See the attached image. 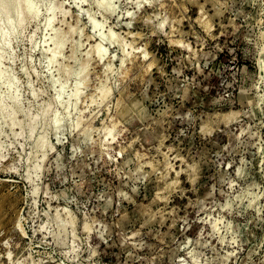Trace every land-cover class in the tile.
Returning <instances> with one entry per match:
<instances>
[{
	"label": "rangeland",
	"instance_id": "obj_1",
	"mask_svg": "<svg viewBox=\"0 0 264 264\" xmlns=\"http://www.w3.org/2000/svg\"><path fill=\"white\" fill-rule=\"evenodd\" d=\"M2 1L0 264H264V0Z\"/></svg>",
	"mask_w": 264,
	"mask_h": 264
},
{
	"label": "bare ground",
	"instance_id": "obj_2",
	"mask_svg": "<svg viewBox=\"0 0 264 264\" xmlns=\"http://www.w3.org/2000/svg\"><path fill=\"white\" fill-rule=\"evenodd\" d=\"M4 1H5V0H4ZM15 1L17 2L18 0H15ZM31 1H32V0H31ZM108 1H109V0H108ZM143 1H144V0H143ZM143 1H141V3H138L139 6H140V4H142ZM145 1H146V0H145ZM171 1H174V2H175L176 0H171ZM8 2H9V1H8ZM8 2H7V3L4 2V4H3V1L1 0L0 4L2 3L1 5H5V4H6V5L8 6ZM16 2H14V3H16ZM18 2H19V1H18ZM18 2H17V3H18ZM27 2H28V4L26 3L27 5H25V6L22 7V8H21L20 5L17 6V4L15 5V8H14L15 15H16V21H17L18 23H20V24H21V23H24V22H23V21H24V17H25V15H26L28 12H33V8H34V4H33V3H34V2H33V1H32L33 3L30 2V0H28ZM139 2H140V1H139ZM19 3H20V2H19ZM19 3H18V4H19ZM172 3H173V2H172ZM172 3H171V4H172ZM176 3H177V1H176ZM98 4H99V3H98ZM108 4H109V3H108ZM108 4H107V5H108ZM9 5H10V4H9ZM99 5H102V6H103L104 3H100ZM99 5H98V7H99ZM176 5H177V4H176ZM13 6H14V5H13ZM19 6H20V7H19ZM1 7H2V6H1ZM5 7H6V6H4V8H5ZM55 7H56V6H54V7L52 8L53 11H54V8H55ZM110 8H111V7H110ZM0 9H2V8H0ZM56 10H57V9H56ZM108 10H109V8H108ZM1 11L3 12V9H2ZM2 12H1V13H2ZM34 12H36V11H34ZM36 13H37V12H36ZM36 13H35V14H36ZM53 13H55V11H54ZM33 14H34V13H33ZM30 15H31V14H30ZM36 16H37V15H36ZM35 18H36V17H35ZM6 19H8V17H7ZM10 20H11V19H10ZM53 20H54V16L51 15V16L48 18V20H46V21H47L46 23H47L49 26H51L52 23H53ZM91 21H92L93 24H94V25L92 24L93 27L96 28V27L100 26V24H99L97 21H95V19H92V18H91ZM6 22H7V21H6ZM8 22H9V23L11 22L12 27H14L13 24H12V22H14L13 20L8 21ZM92 22H91V23H92ZM0 23H2V22H0ZM16 24H17V23H16ZM47 24H46V26H47ZM207 24H208V23H207ZM9 25H10V24H9ZM11 25H10V26H11ZM18 26H20V25H18ZM1 27H2V26H1ZM12 27H11V29H12ZM20 27H21V26H20ZM46 28H49V27L47 26ZM13 30H15V29H13ZM172 30H174V29H172ZM10 31H11V30H10ZM111 34H112V33H111ZM111 34H110V35H111ZM112 35H113V34H112ZM112 35H111V36H112ZM3 38H4V37H3ZM3 38H2V40H3ZM0 39H1V38H0ZM2 43H3V41H2ZM58 43H59L58 48H61L63 42L60 41V42H58ZM0 44H1V43H0ZM41 45H42V43H41ZM35 46H36V45H35ZM97 47H98V46H97ZM95 48H96V47H95ZM100 48H101V47H100ZM55 52H56V50H55ZM55 52H54V53H55ZM52 53H53V52H52ZM98 54H99V57L102 58L103 55H104V54H103V49H99V50H98ZM105 54H106V52H105ZM56 55H57V54H56ZM144 55H145V54H144ZM52 56H53V55H52ZM52 56H51L50 59H51V60H54V59H52ZM145 56H146V55H145ZM0 57H1V56H0ZM1 58H2V57H1ZM1 58H0V59H1ZM103 58H104V57H103ZM143 58H144V56H143ZM1 73H3V71L0 72V76H1ZM78 75H79V74H78ZM10 83H11V82H10ZM79 83H80V82H79ZM8 85H9V84H8ZM11 85H12V84H11ZM79 85L81 86L82 83H80ZM80 86H78V87H80ZM81 87H82V86H81ZM81 87H80V89H81ZM77 89H78V88H77ZM76 91H77V90H76ZM78 91H79V90H78ZM77 93H78V92H77ZM43 113H45V112H43ZM58 120H59V119H57V121H56L57 124L60 123ZM57 124H56V125H57ZM42 146H43L42 148H44V144H43ZM168 167H169V166H168ZM240 168H241V167H240ZM241 171H242V169L239 170V173H241ZM238 196H239V197H238ZM238 196H237L238 198L242 197V195H238ZM85 226H86V225H85ZM84 229H85V228H84Z\"/></svg>",
	"mask_w": 264,
	"mask_h": 264
}]
</instances>
